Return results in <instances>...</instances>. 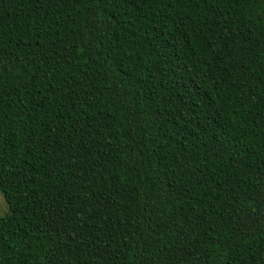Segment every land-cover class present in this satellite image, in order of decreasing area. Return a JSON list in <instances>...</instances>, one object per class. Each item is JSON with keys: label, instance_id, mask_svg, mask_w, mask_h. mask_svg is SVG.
<instances>
[{"label": "trees", "instance_id": "obj_1", "mask_svg": "<svg viewBox=\"0 0 264 264\" xmlns=\"http://www.w3.org/2000/svg\"><path fill=\"white\" fill-rule=\"evenodd\" d=\"M0 264H264V0H0Z\"/></svg>", "mask_w": 264, "mask_h": 264}, {"label": "rangeland", "instance_id": "obj_2", "mask_svg": "<svg viewBox=\"0 0 264 264\" xmlns=\"http://www.w3.org/2000/svg\"><path fill=\"white\" fill-rule=\"evenodd\" d=\"M2 192L0 191V196H2ZM9 211L8 204L5 201V198L3 196L2 201H0V216L5 215Z\"/></svg>", "mask_w": 264, "mask_h": 264}, {"label": "snow or ice", "instance_id": "obj_3", "mask_svg": "<svg viewBox=\"0 0 264 264\" xmlns=\"http://www.w3.org/2000/svg\"><path fill=\"white\" fill-rule=\"evenodd\" d=\"M3 196H6V193H4L2 196H0V201H2Z\"/></svg>", "mask_w": 264, "mask_h": 264}]
</instances>
